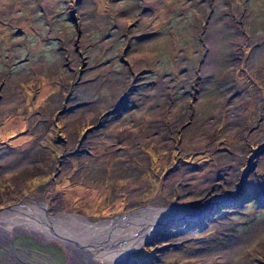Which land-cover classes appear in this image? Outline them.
I'll return each instance as SVG.
<instances>
[{"label":"rangeland","instance_id":"obj_1","mask_svg":"<svg viewBox=\"0 0 264 264\" xmlns=\"http://www.w3.org/2000/svg\"><path fill=\"white\" fill-rule=\"evenodd\" d=\"M197 3L0 0V264H90L44 212L177 206L110 264H264V0Z\"/></svg>","mask_w":264,"mask_h":264},{"label":"bare ground","instance_id":"obj_2","mask_svg":"<svg viewBox=\"0 0 264 264\" xmlns=\"http://www.w3.org/2000/svg\"><path fill=\"white\" fill-rule=\"evenodd\" d=\"M41 207L42 209L44 208V206ZM16 208L17 210H23L18 206ZM12 209L16 210L15 208ZM28 211L30 212V209ZM151 211L133 220L131 217L136 214L130 216L127 220L125 219L127 217H120L118 220H113L110 223L98 224H89L85 220L73 215L50 217L44 212L43 218L47 220L46 222L58 230L53 234L48 233L46 235L42 233V236L47 239L60 240L72 253L81 252L85 257H90V264H110L112 261L127 254L132 248L146 239H150L158 231L162 223V226H164L167 222H172L179 218L193 221L198 219L199 216L198 212L180 206L162 210L152 209ZM142 212L145 211H139L138 213ZM146 214H148V217L143 218ZM2 217L0 220L2 219L3 222H8L12 225L15 223L19 229L21 228L19 226L23 225L20 216H10L11 218L8 216ZM26 227L30 228L29 226ZM90 229H93V231ZM89 231L91 233H88ZM82 235H87L88 237L92 235L91 237H98V239L93 243H86L90 240L83 239ZM114 236H118L123 240L113 242L110 239Z\"/></svg>","mask_w":264,"mask_h":264},{"label":"water","instance_id":"obj_3","mask_svg":"<svg viewBox=\"0 0 264 264\" xmlns=\"http://www.w3.org/2000/svg\"><path fill=\"white\" fill-rule=\"evenodd\" d=\"M262 150L261 149H258L257 151L253 152L252 154V158H255L256 156H258L259 154H261ZM248 170V169H247ZM244 182V181H243ZM243 189V186L240 187V190ZM240 192H237L235 193V195H232V196H228V197H221V198H217V199H213L211 200L206 206H204L202 208V212H208L211 208H213L217 203L219 202H223V201H234V200H237V196H239ZM225 203V202H224ZM206 216V215H205ZM202 218V217H201ZM168 223V222H167ZM159 232L156 234L158 235ZM155 235V236H156Z\"/></svg>","mask_w":264,"mask_h":264},{"label":"trees","instance_id":"obj_4","mask_svg":"<svg viewBox=\"0 0 264 264\" xmlns=\"http://www.w3.org/2000/svg\"><path fill=\"white\" fill-rule=\"evenodd\" d=\"M189 3H190V1L191 0H187ZM204 0H201L199 3H197V0H195V2L197 3V5H199L201 2H203ZM191 6H193L192 4H191ZM206 16H204V18H205ZM174 29L175 30H177V32H180V30L178 29V26L176 27V25H175V27H174ZM175 33V35H177V36H180V40H181V42L184 44L185 42H184V39H185V35L183 34V30H182V33L180 32V33H176V32H174ZM163 39H166V38H163ZM198 43V40L197 39H195L194 40V44H197ZM186 44V43H185ZM184 50V49H183ZM182 50V51H183Z\"/></svg>","mask_w":264,"mask_h":264}]
</instances>
